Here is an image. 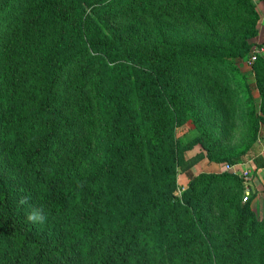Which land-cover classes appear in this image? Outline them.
<instances>
[{
    "label": "trees",
    "instance_id": "trees-1",
    "mask_svg": "<svg viewBox=\"0 0 264 264\" xmlns=\"http://www.w3.org/2000/svg\"><path fill=\"white\" fill-rule=\"evenodd\" d=\"M10 1L0 0V16ZM28 14L25 6L22 29L54 22L58 34L42 54L23 115L9 122L0 114L4 146L25 174L22 184L0 172V264H264V216H255L253 196L235 204L234 220L219 200L228 189L240 193L264 168L262 145L249 148L253 174L201 171L184 186L187 172L213 157L212 144L204 134L178 135L196 117L180 75L190 67L212 70L208 102L218 93V103L228 101L235 62L264 44L252 41L257 2L50 0L39 17ZM158 22L230 36L231 43L154 41L150 25ZM252 74L263 109V56ZM82 126L94 134L99 163L80 176L61 172ZM196 145L202 150L188 156ZM242 154L215 161L236 164ZM32 192L40 193L38 202ZM33 208L43 210V223L27 220ZM226 221L230 230L221 233Z\"/></svg>",
    "mask_w": 264,
    "mask_h": 264
},
{
    "label": "rangeland",
    "instance_id": "rangeland-1",
    "mask_svg": "<svg viewBox=\"0 0 264 264\" xmlns=\"http://www.w3.org/2000/svg\"><path fill=\"white\" fill-rule=\"evenodd\" d=\"M47 1L50 0H11L8 9L0 16V114L5 115L8 119L15 112L23 115V101L34 96L42 54L58 34V26L54 25V22L46 27L43 22H37V26L31 23L23 29V26L20 23L17 25V23L19 17H22L21 13L25 6L28 8V16L39 17ZM150 30L153 33L154 41L166 39L177 44L231 43L228 39L230 36H213L195 28L168 22L153 23L150 25ZM18 31H20L19 35L15 34ZM235 67L233 75L237 79L236 83H232L233 93L230 94L228 101L222 99L223 103L221 104L218 103L220 93L217 94L214 101L210 102L209 100L208 102L209 95H211L208 92V87L211 88V86H208L207 82L212 84L213 76H217V73L212 74V70L201 67H190L188 71L180 75L182 86L188 92L189 100L196 103L193 107L196 117L179 127L178 135L184 140H188L199 134H204L212 144L211 154L213 156L212 158L206 157L187 172V179L183 182L184 186L188 179L193 178L201 171L227 169V161L217 162L215 159L223 160L225 157L242 152L241 159L236 163L237 172L247 170V175L253 174L255 164L253 161L254 151L249 149L251 145L261 144V153L264 155V108L262 109L261 92L257 88L252 74V64L247 58L235 62ZM73 77L76 81L75 74ZM69 83L70 81L63 80L65 86ZM251 112L254 114L251 115ZM12 121V118L9 119V122ZM3 126L0 122V172L12 182L24 184L21 180H24L25 174L20 170L15 159L13 161L9 157L4 146ZM82 129V135L68 147V154L65 156L64 164L59 166V171L75 169L77 170L75 176H80L92 166L98 165V148L95 144L94 134L86 126H82ZM201 150L200 145H196L188 153V156ZM241 163H244L247 168H238ZM257 171L254 178L243 181L242 191L237 192V195L232 196L231 189H228L219 196L223 208L230 212L233 220L235 204L240 200L246 202L251 196H253L252 208L255 216L257 218L264 216V174L259 175ZM30 199L38 202L40 193H30ZM229 230L230 227L228 228L226 221L220 232L227 233ZM86 247L89 250L88 246ZM91 261L88 259L87 263L90 264ZM96 261L97 263L101 261L100 255H96Z\"/></svg>",
    "mask_w": 264,
    "mask_h": 264
},
{
    "label": "crops",
    "instance_id": "crops-1",
    "mask_svg": "<svg viewBox=\"0 0 264 264\" xmlns=\"http://www.w3.org/2000/svg\"><path fill=\"white\" fill-rule=\"evenodd\" d=\"M255 1L257 2V8H258L259 13L261 15V20H260V24H259V34L252 41L256 42L258 44H263L262 42H264V0H255ZM263 147H264V145H263ZM189 152H191V151H189ZM263 152H264V150H263ZM188 153H187V155H188ZM241 167H242V169L247 168V166H245L244 163H241V165H239L238 168H241ZM257 172L259 175L264 174V168L259 169ZM238 173H241V172H238ZM263 177H264V175H263Z\"/></svg>",
    "mask_w": 264,
    "mask_h": 264
},
{
    "label": "clouds",
    "instance_id": "clouds-1",
    "mask_svg": "<svg viewBox=\"0 0 264 264\" xmlns=\"http://www.w3.org/2000/svg\"><path fill=\"white\" fill-rule=\"evenodd\" d=\"M20 203H27V197H22ZM26 218L28 221L33 223H43L47 219V216L42 209L33 208L31 212L27 213Z\"/></svg>",
    "mask_w": 264,
    "mask_h": 264
},
{
    "label": "built area",
    "instance_id": "built-area-1",
    "mask_svg": "<svg viewBox=\"0 0 264 264\" xmlns=\"http://www.w3.org/2000/svg\"><path fill=\"white\" fill-rule=\"evenodd\" d=\"M259 56H263V57H264V45H262V46H260V47H257V48L254 50V52H253L251 58L249 59V62L252 64L254 61L257 60V58H258ZM227 169L232 170V171L235 172V173H238V172H237V168H236V164H227ZM243 173H244V175H247L248 172H247V170H246V171H244V172H241V174H243Z\"/></svg>",
    "mask_w": 264,
    "mask_h": 264
}]
</instances>
